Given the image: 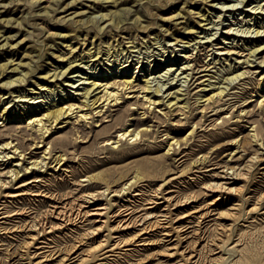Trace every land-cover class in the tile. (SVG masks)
Returning <instances> with one entry per match:
<instances>
[{
	"label": "rangeland",
	"instance_id": "rangeland-1",
	"mask_svg": "<svg viewBox=\"0 0 264 264\" xmlns=\"http://www.w3.org/2000/svg\"><path fill=\"white\" fill-rule=\"evenodd\" d=\"M83 2V4L79 3L76 8H71L68 11L74 9L78 11L83 10L84 14L79 17L86 20L85 16L99 17L102 13L109 14L110 10L124 8L127 11L126 22L120 28H115L110 24L109 15H107L105 20L102 19L103 22H101L102 20L96 22V25H99V27L104 24L103 28L97 32L96 27H92L90 23L88 25L82 24L83 26L71 25L69 22H66V24L60 22L53 24L55 14L53 13L54 17H49L47 14L45 16L42 13L43 9L41 7L32 10L28 6L29 0H0L1 17L16 18L18 16V20L22 21V23L20 22L23 32L21 36L29 38L26 44L20 48H9L10 50L8 48H0V64L8 62L7 66H9L3 75L0 74V111L4 109L6 113L13 116L23 115V119L25 120L31 111L41 109L53 102L59 103L65 101L64 97H67L66 100L71 99V101L79 102L80 92L84 90V86H88L86 81L93 78H108L110 81L118 82L120 84L119 91L121 94H124L119 104L110 106L104 114L101 112L98 116L89 117L87 123L86 121L84 123V120H80L79 118L76 119L77 117L74 116L61 124V127L56 125V128H52L50 132L51 137L48 136V139L52 141L56 137L64 136L67 141L70 140L68 141V146H65V149L67 148V159H64V164H57L54 167L55 161L50 163V166L48 165V168L44 169L39 175L42 178L41 184L50 185L52 189L60 187L61 184L69 185L68 187L70 188H76L77 185L72 184V182H87L81 179L83 178V170L89 168L88 173L102 172L103 180L100 181V187H102L106 180L116 178L120 172H128V175H130L131 171L149 166L151 171L144 170L146 175L139 182L138 186L142 189H148L159 182L160 179L151 165L157 160L162 159L165 163L164 168L168 170L167 176H172L179 168L185 167V174L174 180L175 186L173 188H180L182 194L190 190L198 193L197 202H192L191 206L196 205L200 210H212L207 212L208 216L204 220L199 218V212H193L190 217L169 223L168 225L166 224L163 227L158 226L142 234L138 239L142 238L143 240L139 242L144 241L146 244H136L134 242L122 248H113V250H106L111 248L112 244L106 246L102 250V254L92 257V259H90L92 255L86 256V249L92 244V238H86V243L79 244L78 248L71 255L76 257L72 261L67 260L65 264H264V145L256 144L254 140H250L251 142L249 143L247 142L246 146L243 145L244 139L248 140V129L251 127V123L262 125L264 129V112L257 103L258 94L264 91V67L257 68L251 66L254 71L252 70L253 74L250 76V79L246 77L243 79L244 82L237 79L229 85L235 86L231 90H235L237 93L245 96L246 100L243 102L245 104H242V106L245 107L246 111H249H247V115H239L236 110H233L234 116H231L230 112L226 114V110L219 114H211L210 119L205 121V125H198L199 127L195 136L191 137L187 143L181 144L176 152L169 154H165L167 142L165 138H168V136L173 135L175 132H169L168 135L164 129L168 127L169 123L179 124L184 126V128L177 132L176 136H184L188 125H182L181 123L184 124L186 112L189 114L187 108L184 110H171L160 101L158 106L154 108L152 106L151 110H149L151 112L146 111L148 113L145 112L144 115L143 112L146 109V104L142 100L144 98L142 96L143 93L138 91L140 87L135 86L125 89V87H121L120 83L124 78L123 76H133L134 78H139V80L148 77L149 80L152 79V88L158 84H164L159 95H166L169 90L173 91L176 87L180 88L181 92H185L184 89L187 86L185 85L187 81H185L186 79L182 75L185 73H182V69L180 68L187 63L186 55H190V52L192 56H196L199 64L209 65L210 70L205 72L213 75L211 80L218 81L222 75L228 74L226 69L230 64L235 67L240 65L239 62H235L238 60L235 54L226 55L220 53L224 50L222 49L223 46H227V48L235 47L241 50L240 52L247 53L250 46H256L257 43L264 40L263 33L257 34L255 31L257 28L264 29V0H189L188 3L186 0H118L115 6L108 0ZM45 3L43 2L42 4L44 5ZM124 9L121 10L126 12ZM178 10L183 13V18L177 20L167 19L165 22H162L161 17H168ZM37 11L40 12V15H36L35 12ZM202 12H205L204 15H201ZM64 14L60 13L57 16ZM137 15L140 16V20L135 19ZM49 20L50 23H48ZM139 21H141V24H148V28L146 27L142 30ZM174 21L182 22L176 24ZM160 27L168 28L170 34L169 31L163 30L161 32L158 29ZM191 28L192 31L190 30ZM9 30L11 34L17 32L16 28ZM47 31L67 34L68 37L64 38L59 36L58 33L56 36L46 38ZM207 37H211L212 40L211 38L208 40L209 38L207 39ZM39 39L40 42H38ZM70 46L72 48H68ZM97 47L101 51L96 54ZM87 48H90L89 52L91 54L95 53L94 56H87ZM245 48L248 49L246 50ZM218 52L221 55H218ZM78 53L80 55L75 57V60L72 62V65L75 66H72L73 69L70 72H68L69 70L66 71L68 72L67 76H70V78L59 75L58 80L54 77L55 81L44 82L42 75L46 71L50 69V75L54 71L57 73L58 70L64 69L68 65L66 61L73 59ZM263 54H257L256 56H259V58L252 64L255 65L261 59L260 55ZM240 58L243 59L244 57L240 56ZM10 61L17 64L19 62L30 63L29 66L33 67L35 65L34 67H37V69L27 75L29 76L27 80L20 83L16 78L22 75L19 70H11L13 65L9 63ZM190 62L192 63L193 61ZM245 65L243 64V66ZM176 67L177 69L174 70ZM168 68H172L171 71L165 72ZM19 69L22 71L28 70L25 65H20ZM162 71L164 72L160 74ZM176 71L180 73L177 74ZM174 73L177 76H174L176 75ZM9 75L12 76L8 77ZM152 76L154 78H149ZM208 76L206 75L204 78ZM59 77L61 80L65 79V83L60 84ZM10 78L15 80L14 84H9L10 86L6 84L7 87L1 86L2 83H5ZM171 81L174 83H171ZM200 86L195 87L191 93H197L198 91L201 94L203 91L199 92L198 90ZM9 90H12V92ZM124 90H126L125 93ZM243 90H246L244 94L241 93ZM181 96L184 97L185 95ZM195 96L197 94L192 95L193 99L191 98V101L196 98ZM226 97H218L216 100L214 98V103L210 104V102L207 103L205 101L204 104L226 107L227 104L222 105ZM199 104L196 103L195 106ZM183 111L186 112L181 113ZM206 112V115L212 112L211 106L207 108ZM193 113H195V121L198 122L204 111L200 113L198 109H194ZM147 114L149 116L142 119H146L147 122L145 123H150L151 125L149 124L148 134L143 135L142 138L144 139H139L140 141L137 140V142L134 141L132 143L122 139L116 148H112L110 145H103L102 139L105 135L103 131L109 129L110 133L108 132L107 134L114 135L118 129L128 124H136L142 115L146 116ZM120 115L121 120L118 122L117 118ZM224 115L228 116L224 117ZM180 118L182 120H179ZM23 119H9L4 124L0 123V135L12 134L14 138L12 143H21L19 149L24 148L25 156H36L42 148H36L33 139L35 138V141H37L39 138H37V133L34 132L33 128L31 129L29 126H26ZM203 119L204 116L202 117ZM211 120L212 122L209 123ZM185 123L187 124L186 121ZM222 129L233 131V133H230L232 135H226L227 137L212 141L211 139L214 138L215 134ZM235 140L238 141V148L234 145ZM59 149L60 147H55L53 153ZM128 150H130V153H125ZM230 151L232 153L229 155ZM170 152H172V149ZM183 153L185 155L181 159H184V163L181 165L178 163L181 159L177 162L175 160ZM205 155L211 160L206 161V165L204 163L199 164V159ZM250 155L254 156L256 163L252 166L251 175L247 181L239 182V184H245L242 195L235 194L232 198L227 197V201H224V204L211 205L207 208L212 196L209 194L203 196L200 193L199 185L202 181L210 179V170L216 169L218 171L221 169L220 166L228 161L230 164H243V161ZM194 158L198 159V162L193 164L192 161L190 163ZM237 158L240 159L238 160ZM207 168L211 169L205 170ZM73 173L76 176H73ZM23 178L26 179L28 176ZM32 189H35V187H32ZM16 190L17 188H9L6 191ZM148 193L149 190L146 191V194ZM110 195L111 193L99 202H105L109 199ZM17 198L20 200L18 203H12L11 201L15 199L10 197H2L1 201L6 200L4 203L7 209H16L24 206L30 207V211L25 215L14 216L13 220L0 218V227H10L12 225L15 227V225H21V223L27 224L24 221L42 214L43 210L54 201L44 196L23 195ZM162 207L163 205L159 208L154 207L152 210L153 212L160 213ZM190 209L184 206L172 211L178 214L180 211H190ZM220 210L229 211L230 214L226 217H219L218 212ZM49 219L52 223H59L55 218L49 217ZM181 221L183 222L182 225H185L182 229H180L179 225ZM84 224L79 223L77 225H84L83 228L81 227L82 229L89 227V223H86V221ZM13 227L8 230H0V264H62L57 262V253L47 258H43L40 255L34 256V252L39 251L36 250L37 244L33 243L32 246V243H24L25 240H29L30 233H34V231L24 228V226L12 230ZM81 228L78 229L76 225L65 224L64 227H59L51 233H47L46 237L47 239L57 240L61 246H64L74 241L76 232H81ZM137 230L138 227L135 229L119 230V233L115 234L127 236L130 233L137 232ZM108 232V229L103 231V233ZM38 238L39 241L44 239ZM51 244L53 245V243ZM82 257L85 259L79 261ZM96 257L99 258L96 261L93 260ZM189 259L192 262H186ZM193 260L195 261L193 262Z\"/></svg>",
	"mask_w": 264,
	"mask_h": 264
},
{
	"label": "bare ground",
	"instance_id": "bare-ground-1",
	"mask_svg": "<svg viewBox=\"0 0 264 264\" xmlns=\"http://www.w3.org/2000/svg\"><path fill=\"white\" fill-rule=\"evenodd\" d=\"M83 1L96 2V0H29L28 6L32 10L33 9L35 10V8L41 7L43 9L42 13L44 15L47 14L49 17L53 16L55 14L54 15L55 17L53 16L54 17L53 24H56V23L58 24V22L66 24V22H69V23H71V25L73 24L75 26H78V25L81 26L82 24L88 25V23H90L92 25V27L93 26L96 27L97 32H99L103 28L102 26L104 24L101 27H99V25H96V22H99L102 19L105 20L107 15H109L108 19H110L109 20L110 24H112L115 28H118V27L120 28V26L122 24H124V22H126L125 19L127 18L126 17L127 11L124 8L110 10L109 14L108 13H104V14L102 13L99 17L91 16V15L88 17L85 16L86 20L81 19V17H79L80 15L82 16V14H84L83 10L78 11V10L74 9V10L68 11L71 8H76V6L79 3L83 4L84 3ZM108 1L113 3L112 5L115 6V3H117L118 0H108ZM186 1L188 3L189 0H186ZM43 2H46V3L43 5L42 4ZM23 4H24V2H23ZM90 7H91V4H90ZM110 9H112V8H110ZM121 9H124V11H126V12H123ZM28 10H29V8H28ZM39 11H41V10H39ZM37 12H35L36 15L37 14L40 15V12H38V13ZM29 13H30V11H29ZM42 13H41V15H42ZM60 13H65V14L57 16V14H60ZM204 13L205 12H202L201 15H204ZM1 15H2V12L0 13V48H8V50H10L11 48H13V49L16 47L20 48L23 45H25L26 41L29 40V38L26 36H21L23 34V32H22V29L20 26V22L22 23V21L18 20V16L16 18L15 17L14 18H12V17H4L3 18V17H1ZM183 17H184L183 13L180 10H178L177 12L171 14L168 17H165V16L161 17V20H162V22L163 21L165 22L167 19L177 20V19L183 18ZM19 19H20V17H19ZM132 19H133V17H132ZM135 19L140 20V16L137 15ZM134 21H136V20H134ZM101 22H103V20ZM180 22H182V21H178L175 23L177 24ZM13 23H15V24H13ZM48 23H50V20ZM139 24H140V28L142 30L145 29L147 26H149L148 24L147 25L141 24V21H139ZM11 28H16L17 32L11 34V32L9 30ZM36 28H39V27H36ZM45 28H47V27H45ZM158 29L161 32L163 30L169 31L168 28L160 27ZM190 30L192 31V28ZM226 31H228V30H226ZM229 31H231V30H229ZM255 31L257 34L262 32L263 33L262 36H264V29L261 30L260 28H257ZM58 33L49 31L46 38H50V36L51 37L56 36V34H58ZM163 33H165V32H163ZM169 34H170V31H169ZM58 35L62 36L64 38L68 37L67 34H63V33L62 34L59 33ZM210 38L211 37H207L208 40H210ZM83 39H85V38H83ZM211 40H212V38H211ZM199 41H201V40H199ZM204 41H206V40H204ZM38 42H40V39ZM42 43H43V41H42ZM28 47H29V45H28ZM68 48H72V47L70 46ZM222 49H224V50L222 52H220L221 54H226V55L235 54L236 58L238 57V60H236L235 62H239L240 65L235 67V66H232V64H230L228 66V68L226 69L227 70L226 72H228L227 75H222V77L218 81H215L213 79L211 80V77H213V75L208 74L209 72H205V71L210 70V67H208L209 65L199 64L196 56H192V54L190 52V55H186V62L187 63L186 64L184 63L185 65L180 68V69H182V73H185L182 75H183V77H185V79H186L185 81H187V84H185L187 86L184 89L185 92L183 91L184 93L180 91V88L176 87L177 89L174 88L175 90H173V91L169 90L166 93V95H164V94L159 95L161 93L160 91L162 90V85H164L163 83H162V85L158 84L154 88H152V85H151L152 79L149 80L148 77L139 80V78H134L133 76H130V77L123 76L124 78L120 82L122 88L125 87V89H126V88L135 87V86L140 87L138 91L143 93L142 96L144 98L142 100H144V103L146 104V109L143 112V114L146 111L151 110L152 106H153V108L155 106H158L160 101L162 103L166 104V106H168L169 109H171V110H173V109L184 110L185 108H187V111H189V114H187L188 112H186V111L181 112V113L186 112L184 124L183 123H181V124L182 125H188L187 128L185 127L186 131H185L184 136H181V137L176 136V133L181 131L184 128V126H181L179 124L175 125L174 122H173L174 124L169 123L168 127L166 129H164L166 134H168L169 132H175L173 135L168 136V138H165V139H167L166 147H165L166 148L165 154L174 153L177 151L178 147L181 144L187 143L191 137H193L197 134L196 131H197L198 127L205 125V121L210 119L211 114H219L222 111L226 110L227 111L226 114L228 112H230V114H232L231 116H234L233 110H236V111H238L239 115L243 116V114L247 115L246 113L249 112L248 110H247L248 111L247 112L245 110V107L242 106V104H245V103H243L246 100L245 96H242V94L237 93L235 90H231L235 86H232V85L229 86V85L231 84V82H233L234 80H237V79L242 80V81L246 77H248L250 79L251 78L250 76L253 74V71H254L251 68V66L257 67V68L258 67H264V54L260 55L261 59H259L255 65L252 64L253 62H255L257 60V58H259V56L258 57L256 56L257 54L264 53V40L262 42L257 43L256 46H254V45L250 46L249 51L247 53L240 52L241 50L236 49L235 47L227 48V46L226 47L223 46ZM89 51H90V48L87 50V52H88L87 56L88 57L94 56L95 53L91 54ZM100 51H101V49L99 47H97L96 54L99 53ZM220 53L218 52V55ZM39 54H41V53L39 52ZM78 55H80V53L76 54L73 59H69V60L67 59L68 61H66V62L68 65L64 69L58 70L57 73H56V71H54L50 75L49 74L50 69L48 71H46V73L42 75L43 76L42 78H44V82H47V83L50 81L52 82V80H54L53 79L54 77H56V80H58L57 78L59 75L60 76L64 75V77L70 78V76H67V73L73 69L72 66H75V65H72L73 64L72 62L75 60V57H77ZM41 56H39V57H41ZM240 56H243L244 58L241 59ZM227 60H228V58H227ZM227 60H226V62H227ZM190 61H193V62L191 63ZM7 63L8 62L0 64V74L1 75H3V73L9 67V66H7ZM9 63H11L13 65L11 67V70H17V71L19 70L20 74L22 75V76L19 75L20 77L17 76V78L15 77L17 80L20 81V83L22 81L27 80V77H29L27 75L33 73L37 69V67H34L35 66L34 64H33L34 65L33 67L31 65H30L31 66L30 67L29 66L30 63H26V62H19L17 64V63H12V61H10ZM243 64H246V65L243 66ZM20 65L27 66L28 70L22 71L21 69H19ZM171 69L172 68H168V69H166L167 71H165V72H169V71H171ZM176 69H177V67L174 68V70H176ZM67 70H69V71L66 72ZM177 71H176L177 74L180 73ZM222 71H223V69H222ZM163 72L164 71H162L160 74H162ZM176 73H174V74H176ZM177 74L174 76H177ZM223 74H224V72H223ZM206 75H209V76L207 78H204ZM11 76L9 75L8 77H11ZM50 77H52V78L50 79ZM149 78H154V77L152 76ZM59 79H60V77H59ZM167 79H169V78H167ZM180 79H182V78H180ZM161 80H162V78H161ZM205 80H207V82H205ZM14 81L15 80H13L11 78L9 80L7 79V81H5V83H2L1 86L5 87L6 84L7 85L14 84ZM65 81H66L65 79L64 80L60 79V84L65 83ZM34 82H36V81L34 80ZM195 82H196V84H195ZM245 82H247V81H245ZM86 83H88V86H84L83 87L84 90L80 92V96L78 98V99H80L79 102L71 101V99L66 100L67 97H64L65 101H62L59 103L53 102L52 104L45 106L41 109H37L36 111L35 110L31 111V113L29 115H27L25 120L23 119L24 118L23 115L13 116L11 114L6 113L4 109L2 111H0V123H3V124L8 122L9 119L10 120H13V119H19L20 120L22 118L24 120V122L26 123V126H29V128H31V129L33 128V130H35L34 132L37 133V138H39V139H37V141H35V138L33 139V141H34L33 143H35L36 148H42L41 151L38 153V155H36V156L31 155V156L27 157V156H25L24 148L19 149L21 147V143H19V142L12 143L14 140V138L12 137V134L0 135V218H8L9 220H13L14 216L25 215L28 213V211H30V207H24V206L16 208V209H14V208L13 209H7L6 205L4 203V201H6V200L1 201L2 197H6V198L10 197V198L15 199L14 201H11L12 203L13 202H15V203L20 202V200H18L17 197H22L23 195L44 196L46 198L54 200L53 203L49 204V207H47L45 210H43L42 214L36 215L28 221L27 220L24 221V223H27V224L21 223V225H17V226L15 225V227H13L14 225H12L10 227L4 226V227H0V230L1 229L8 230L9 228H12V227H13L12 230H16L20 226L21 227L24 226V228H28V229L34 231V233L33 232L30 233L29 240L24 241V243H26V244L32 243V246H33V243L37 244L36 250H39V251L38 252L35 251L33 255L34 256L40 255L43 258H47V257H52L53 255H55L57 253V256H58L57 262L62 263V264H65V262L67 260L72 261V259H74L76 257V256H71V255L78 248L79 244H85L86 243V238L87 239L92 238V241H91L92 244L90 245L89 248L86 249V256L89 257L90 255H92L90 258V259H92V257L98 256L99 254H102L103 253L102 250L106 246H109L112 244V247L109 249H106V250H113V248H122L123 246L132 244L134 242L136 244H146V242H144V241L139 242V241L143 240L142 238L138 239L142 234L149 232L150 230H153L158 226L163 227V226H166V224L168 225L169 223L180 221V220H183L187 217H190L191 213H193V212H196V213L199 212V214H198L199 218H202V220H204L208 216L207 212H210L212 210V209L200 210L197 208L196 205L191 206L192 202H197V198H198L199 194L194 193L192 190H190L191 189L190 187H189L190 189L188 188L190 191L186 192L185 194L181 193L180 188H176V187L173 188L175 186L173 183L174 180L177 177L182 176V174H185L184 173L185 167L179 168L175 172L174 175L167 176L166 173L168 172V170H166L164 168L165 163L162 159L157 160L156 162H154L151 165L153 170L157 172L158 177H160V179H159V182L155 183L152 187H149L148 189H142L141 187H138V186H139V182L142 181L143 177L146 175L144 170L151 171L149 169V166H144V167L138 168L134 171H131L130 175H128L129 174L128 172H125V173L120 172V174L116 178H112L110 180L105 179L106 182H105L104 186H102V187H100V183H101L100 181L103 180L102 172H96V173L90 172V173H88L89 168H85L83 170V173H82L83 178L81 179V180H86L87 182H85V183H80V182H75V181L72 182V184L77 185L76 188L75 187L70 188V187H68L69 185L61 184L60 187H56V188L52 189V187L50 185L41 184L42 178H40L39 175L41 172H43L44 169L48 168L47 166L50 163H53L55 161V163L53 165V167H54L57 164L58 165L64 164L65 163L64 159H67V156H66L67 155V153H66L67 148L65 149V146L68 144V141H70V140L67 141L66 137L63 136V137H56V139L54 138L51 141L47 137L50 136V132H51L52 128H56V125H59V127H61L62 126L61 124H63L66 120H69L74 116L77 117L76 119L79 118L80 120H84V123H85V121L87 123L89 121V120L87 121V119L89 117L98 116V115H100L101 112H103L102 114H104L105 111L108 110L110 106L119 104V102H121L120 99L124 95V94H121V92L119 91L120 84H118V82H116V81H110L108 78L107 79L106 78H101V79L93 78L92 80L90 79L89 81H86ZM171 83H174V82L171 81ZM237 83H239V82H237ZM182 85H183V83H182ZM192 85H194V86H192ZM200 85H203V86H200ZM199 86H200V88H198L199 92L200 91H203V92L201 94L198 93V91H197V93H193L195 95L197 94V96H195L196 98L193 101H191V98L193 95L191 93V91L195 87H199ZM1 88H3V87H1ZM246 90H243L241 93L244 94L246 92ZM9 91L12 92V90H9ZM99 92H102V93L99 94ZM125 92H126V90H124V93ZM181 95H185V96L183 97ZM166 96H168V97L166 99H164ZM223 96H225V97L228 96L225 98V102L222 104V105L227 104L226 107H221V105L204 104L205 101L207 103L210 102V104L214 103L216 98H218V97L222 98ZM214 98H215V100H214ZM196 103H200V104L195 106ZM257 103H258V106H260V108L264 112V91L262 93L258 94ZM210 106H211L212 112L210 114L206 115L207 108ZM240 106H242V107H240ZM132 108H134V107H132ZM194 109H198L200 113L202 111H204V113H202L200 116L201 119H200V121H198L199 123L196 122L194 119L195 118V113H193ZM149 112H151V111H149ZM146 113H148V112H146ZM121 115L118 117L119 119L117 118L118 122H120V120H121ZM144 115H142L141 119L147 118L149 116L148 114L146 116H144ZM203 116H204V119L202 120ZM225 116H228V115H224V117ZM136 119H137V117H136ZM141 119L138 120L136 122V124H134V125L128 124V125L120 128V129H118L114 135L107 134L109 132V129H106L105 131H103L105 134L104 137L102 136L103 137L102 141L104 142L103 145H105V146L110 145V147L116 148L119 146V142L122 139L126 140L129 143H132L134 141L137 142V140H139V139H144L142 137H143V135L148 134L150 123L147 124V123H145V122H147L146 119H142V120ZM179 120H182V119L180 118ZM185 121L187 122V124L185 123ZM211 122H212V120L209 123H211ZM253 122H255V121H253ZM250 126L251 127L248 129V135H249L248 140L244 139L243 145L246 146L247 142L248 143L251 142L250 140L256 141L255 142L256 144H259V145L263 144L264 145V142H262V140H264L263 139L264 138V129H263L262 125H254L251 123ZM230 133H233V131L222 129L221 131L217 132L215 134L214 138H212L211 140L215 141L217 139H221V138L225 137L226 135H232ZM57 144H58V146H57ZM22 145H24V144L22 143ZM234 145L236 148H238L239 147L238 141L235 140ZM201 146H203V145H201ZM55 147H60V149L53 153V151L55 150ZM245 148L247 149V147H245ZM171 149H172V152H170ZM125 153H130V150L126 151ZM231 153H232V151H230L229 155ZM15 155H17V157H15ZM184 155H185V153L181 154L175 161L177 162ZM26 157L28 158V161H27ZM14 158H16V159H14ZM10 159H12V160H10ZM199 160H200L199 164L200 163L205 164L206 161H210L211 159L207 158V156L205 155V156H203V158H200ZM255 160H254V156L250 155L245 161H243L244 162L243 164H230V163H228L229 162L228 161L225 164H222L220 166L221 169H219L218 171L216 169L210 170L211 168L205 169V170L211 171L209 174L210 179L207 181H202L199 185V189H200V193H202L203 196L205 194H209L210 196H212V199L208 202L209 205L207 208H209L211 205L216 206V205L224 204V201H227V197L232 198L233 195H235V194L241 196L243 193L245 184L244 183L239 184V182L240 181H247V179L251 175V168L256 163ZM192 161L194 164L195 162L196 163L198 162V159L194 158L190 161V163ZM178 163H180L182 165L184 163V159H181L180 161H178ZM88 167H90V166H88ZM216 167H218V166H216ZM212 168H213V166H212ZM175 175H177V176H175ZM27 176H28V178H26V179L23 178V177H27ZM73 176H76L75 173H73ZM16 183H18V184H16ZM32 187H35V189H32ZM42 187H44V188H42ZM9 188H17V190L16 191H6ZM147 190H149L148 194H146ZM110 193H111V195L109 196V199H107L105 202H99L102 199H104L105 197H107V195ZM111 196H112V198H111ZM161 205H163V207H162V209H160L161 210L160 213L153 212L152 209L154 207L159 208ZM184 206L191 208L190 211H188V210L187 211H180V213H178V214L172 211L173 209H179V208L184 207ZM139 212H141V213H139ZM229 214H230L229 211H224V210L223 211L220 210L218 212L219 217H226ZM161 216H163V217H161ZM49 217L57 219L59 221V223H52L50 221ZM202 220H198V221L201 222ZM85 221H86V223H89V225H88L89 227L82 229L85 225L84 224ZM79 223L84 224V225L78 226L77 224H79ZM182 223L183 222L181 221L179 224L180 229H182L185 226V225H182ZM65 224L66 225L67 224L76 225L78 229H80L82 227L81 232H76L77 234L75 235L74 241H72L70 244H65L64 246H61L60 242H58L57 240L47 239V237H46L47 233H51L54 229H57L59 227H64ZM136 227H138L137 232L130 233L127 236L121 235V234L120 235L115 234V233H119V230L135 229ZM107 229L109 232L103 233V231L107 230ZM167 235H168V233H167ZM100 236H102V237L100 238ZM38 237L44 238L46 240L43 239V240L39 241ZM75 241H77L78 244ZM51 243H53V245ZM98 258L99 257H96L93 260L96 261ZM84 259L85 258L82 257V258H80L79 261H83ZM194 261L195 260H193V262ZM30 262H31V260H30ZM186 262L190 263V262H192V260L189 259Z\"/></svg>",
	"mask_w": 264,
	"mask_h": 264
}]
</instances>
